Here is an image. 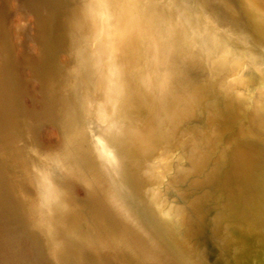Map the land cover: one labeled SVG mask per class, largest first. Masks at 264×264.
Returning a JSON list of instances; mask_svg holds the SVG:
<instances>
[{
	"label": "bare ground",
	"instance_id": "6f19581e",
	"mask_svg": "<svg viewBox=\"0 0 264 264\" xmlns=\"http://www.w3.org/2000/svg\"><path fill=\"white\" fill-rule=\"evenodd\" d=\"M17 1L0 0V20L11 5L35 15L34 31L26 32L42 48L34 53L24 45L23 63L36 55L45 62L38 68L42 77L53 84L27 93V103L39 105L31 111L18 98L17 70L6 66L0 216L19 211L27 235L0 226L6 254L0 264L15 261L14 249L21 264H204L188 245L204 215L197 209L200 195L184 206L162 190L182 182L196 186L205 168L210 179L220 168L216 173L236 192L254 174L261 147L241 137L250 126L237 113L253 71L264 80V0ZM4 30L5 38L16 31ZM63 92L85 106L74 112L82 121L78 131L68 128ZM253 101L257 116L264 114V88ZM44 119L56 128L42 129L54 137L46 147L28 142ZM222 143L220 166L211 152ZM76 215L86 231L74 229Z\"/></svg>",
	"mask_w": 264,
	"mask_h": 264
},
{
	"label": "water",
	"instance_id": "95a60500",
	"mask_svg": "<svg viewBox=\"0 0 264 264\" xmlns=\"http://www.w3.org/2000/svg\"><path fill=\"white\" fill-rule=\"evenodd\" d=\"M236 73H239L238 68ZM250 81L237 114L241 115L238 121L250 126L245 128L241 137L261 147V158L255 160L259 163L253 168L254 174L246 175L237 185L236 192L228 188L229 183L224 182L220 173H216L217 170L220 172V168H213L215 176L211 179L208 176L204 178V172L209 169L205 168L198 177L202 178L201 182L195 179L198 183L196 186H191L189 182L177 183L167 189H164L166 184L161 186L164 196L172 200L174 198L173 201L184 206L195 195H200L197 201V207L200 208L197 209L204 215L198 222L200 229L195 227L188 245L196 251L197 256H202L204 264H264V114L257 116L253 101L257 91L264 88V80L253 71ZM254 118L259 122L254 121ZM229 127L227 125L225 128L228 129L226 133L232 132ZM223 148L222 143L219 151L211 152L212 159L215 153L220 158V166L224 163ZM185 188L189 190L185 191ZM183 190L187 192L185 196L180 194Z\"/></svg>",
	"mask_w": 264,
	"mask_h": 264
},
{
	"label": "rangeland",
	"instance_id": "374dc122",
	"mask_svg": "<svg viewBox=\"0 0 264 264\" xmlns=\"http://www.w3.org/2000/svg\"><path fill=\"white\" fill-rule=\"evenodd\" d=\"M14 1L15 0H13V2L12 3H14ZM15 3H19V0L17 1V2H15ZM14 8V9H16L15 10V12L17 13H15L14 12V9L12 10V8ZM11 7H10V12H11V14H9V12H7V15H6V19H4V18H2L1 20H0V34H1V37H0V65L2 64V66H0V67H2V68H5L4 70L3 69H1L0 68V86H4L7 82H8V80H9V74H7V73H5V70L7 69V67H12V68H14L15 70H17V72H16V79H14V84H16V85H18L19 86V92H18V98H20L21 100H24V104L27 106V108L29 109V110H31V111H33V110H35V109H37L38 107L37 106H39L38 104H36V103H34V101H32L31 103H32V105L30 104H28L27 102H29L30 103V100L28 101V99H29V96H28V94H30V93H32L33 92V90L34 91H36V90H41L42 88L44 89V87L47 85V84H49V83H51V84H53V79L52 80H50L49 82L47 81L46 82V80L42 77V76H45L44 75V73L43 72H41V71H39L38 70V68H40V67H43L44 65H45V62H42V61H38V62H36V60H37V56L36 55H33L32 56V58L35 60V61H33V62H24L23 63V61L25 60V57L23 56V55H21L22 54V52L23 51H25V49H26V47H28L29 45H30V49H31V51L33 50V51H35V50H37L36 52H34V53H37L38 52V50H41V48H42V46H41V44H38V43H36L35 41L34 42H32V41H30L31 39H28V37L29 38H32V37H30L29 36V34H27V30H29V31H34V29H35V23H36V18H35V15L34 14H32L31 12L30 13H28V11H26V9H24V8H22L21 7V9H19L20 7H16V5L15 6H13V5H11ZM23 9V10H22ZM32 9V8H31ZM12 10V11H11ZM20 10H21V12H20ZM26 11V14L27 15H25V11ZM24 11V12H23ZM19 12V13H18ZM22 13H24V15L27 17V19H29V23H28V20L25 18V16L22 14ZM31 14V15H30ZM14 15V16H13ZM21 15H23V17H21ZM34 15V16H33ZM19 16V17H18ZM29 16V17H28ZM40 16H42V15H40ZM23 18L25 19L24 21H23ZM32 18L35 20H32ZM45 19V18H44ZM25 21H27L26 23H24ZM46 21V20H45ZM4 24V25H3ZM24 24V25H23ZM25 24H27V25H25ZM21 25V26H20ZM31 25V26H30ZM16 26V27H15ZM28 27V29H27V27ZM32 26H33V28H32ZM16 29H15V28ZM30 27H31V29H30ZM7 28H10L12 31L13 30H16V31H19V32H17L16 33V31H14V32H12L11 34L9 33V34H6V38L4 37L5 36V30L4 29H7ZM25 31V33H24V31ZM3 30V31H2ZM20 30H21V32H20ZM4 35H3V34ZM15 33L17 34V37L16 36H14L15 35ZM19 33H21V34H19ZM19 34V35H18ZM24 34V35H23ZM27 34V35H26ZM2 35H3V37H2ZM24 36V38L26 39V40H29V41H27V43L26 44H23L24 42H25V40H24V38H23V36ZM15 39H16V41H15ZM23 39V40H22ZM33 39V38H32ZM6 41V42H5ZM1 42H2V44H1ZM30 42V43H29ZM9 43H10V45H9ZM29 43V44H28ZM5 44V45H4ZM34 44V45H33ZM2 45V46H1ZM8 45V46H7ZM24 45L26 46V47H24ZM32 45V46H31ZM35 46V48H33ZM24 48V49H23ZM33 48V49H32ZM7 49H8V51H7ZM17 50V51H16ZM10 51H11V53H10ZM32 51V52H33ZM7 52V53H6ZM8 53H10L9 55H8ZM49 54V53H48ZM19 56H21V57H19ZM39 56V55H38ZM17 57V58H16ZM7 58H8V60H7ZM10 58H12V59H10ZM23 59V60H22ZM16 60V61H15ZM5 61V62H4ZM9 63H8V62ZM22 61V62H21ZM3 62H4V64H3ZM7 62V63H6ZM15 63V64H14ZM20 63H22V64H20ZM37 63V64H36ZM7 64H9V65H7ZM18 64V65H17ZM44 64V65H43ZM4 65V66H3ZM25 65V66H24ZM7 66V67H6ZM37 66V67H36ZM29 69V70H28ZM4 72H3V71ZM32 70V71H31ZM34 70V71H33ZM2 71V72H1ZM19 71V72H18ZM21 72V73H20ZM30 72V75H28V73ZM21 74V75H20ZM28 75V76H27ZM39 76V77H38ZM33 78V79H32ZM49 78H51V77H49ZM3 79V80H2ZM41 79V80H40ZM31 80V81H30ZM29 81V82H28ZM38 82V84L37 85H35L37 82ZM35 83V84H34ZM47 83V84H46ZM30 84V85H29ZM46 84V85H45ZM43 85V86H42ZM36 86V87H35ZM38 87V88H37ZM29 89H31L30 91H29ZM2 92V91H1ZM21 92V93H20ZM20 93V94H19ZM28 93V94H27ZM68 94V95H67ZM3 95H6L5 94V92H3ZM76 94H74V95H72L71 93H69V92H63V94H62V96H63V102H64V108L66 109V111L68 112V118L71 120L70 122L71 123H69L70 125L68 126V128L70 127V129H72V128H75V126H77L75 129L78 131V129H82V121H81V119L80 118H78L77 116H76V114L74 113L75 112V109H76V111H77V113L78 112H80V113H82V112H84L85 111V109H84V107H80V106H77V104L76 103H78L77 102V98H76V96H75ZM66 96V97H65ZM75 96V97H74ZM68 97V98H67ZM4 98H6L7 99V96L6 97H4ZM4 98H2V100H4ZM27 98V99H26ZM74 98V99H73ZM70 101H69V100ZM54 101V100H53ZM68 102V103H67ZM51 103V102H50ZM66 103V104H65ZM55 105V104H54ZM54 105H50L51 107H53ZM56 105H57V103H56ZM68 105H70V106H68ZM74 105V106H73ZM35 108H34V107ZM49 105H48V107H50ZM51 107L49 108V110H51ZM76 107V108H75ZM79 107V108H78ZM69 108V109H68ZM79 109V110H78ZM81 110V111H80ZM31 116V118L34 120V122H39V119L40 118H38L37 117V115L36 114H31L30 115ZM77 117V119H75ZM78 120H80V121H78ZM77 122V125L75 124ZM51 123H53L54 124V120L53 119H44V120H42V123H41V127L40 126H37L36 127V129H37V131L35 132V135H36V137H34V140L33 139H29L28 140V142H36L37 144H42L43 146H49L50 144L51 145H53V144H55V142H53V136H51V137H48L49 138V140H48V138H47V136H45L44 135V133L46 132V133H52V132H54L55 133V131H56V128H55V126L52 124V126H50L51 125ZM45 125H47L48 127L46 128L45 127ZM36 126V125H35ZM52 127H54L55 128V130H54V128H51ZM41 129V130H40ZM42 129H44V131L42 130ZM50 131H48V130ZM51 129V130H50ZM54 130V131H53ZM45 133V134H46ZM41 138H43V139H41ZM52 140H51V139ZM80 138V137H79ZM41 140H42V142H41ZM50 143V144H49ZM57 144V143H56ZM68 156L69 157H71V159H73L74 157H75V151H74V148H69V150H68ZM72 168V166H70V169ZM72 171V170H71ZM77 179V178H75V176H73L72 177V179ZM66 182H67V184H69L70 183V180H69V178L66 180ZM78 184L80 185L81 183L80 182H78ZM19 211H15L14 213H12V214H7V215H5V216H0V226H5V225H11V226H13L14 225V228L11 230V231H13V232H18L19 234H21L22 233V235L24 234L22 231H24L25 232V234L27 235V233H26V228H25V220L22 218V216H21V214L20 213H18ZM18 213V214H17ZM77 216V217H76ZM76 216H74V217H76V218H74L73 219V223H74V225H75V230L77 231L79 228L81 229L82 228V225H83V228L85 229L84 231H86V227H85V224L83 223V220H81V218L80 217H78V215H76ZM17 218H19V219H17ZM8 219H10V221L12 222V223H10V222H8ZM78 219V220H77ZM80 219V220H79ZM7 222H6V221ZM20 222H19V221ZM81 221H82V223H81ZM18 222V223H17ZM21 222H23V223H21ZM77 222H79L81 225H77ZM78 223V224H79ZM17 224V225H16ZM21 224V225H20ZM19 225V226H18ZM24 225V226H23ZM15 226H17V227H15ZM81 226V227H80ZM19 227H21V228H19ZM17 228V229H16ZM19 228V229H18ZM78 228V229H77ZM82 228V229H83ZM16 229V230H15ZM82 229L80 230V231H82ZM10 232V231H9ZM78 232H79V230H78ZM2 235H4V233L2 234ZM6 236V234L4 235V237ZM25 236V235H24ZM23 236V237H24ZM7 237V236H6ZM24 241V240H23ZM22 241V242H23ZM29 242V243H28ZM27 243H28V247H29V244H31V241H28ZM23 245H24V243H23ZM26 247H27V245H26ZM27 247V248H28ZM30 248V247H29ZM1 249V248H0ZM30 250V249H29ZM3 253V255H2V253ZM1 252H0V260H2L3 259V257L4 258H6V254L4 253V250L3 249H1ZM13 253H14V255L16 256V258H14L15 259V261L12 263V264H18V262H20L19 264H21V262L22 261H24V258H22V256L17 252V249H14L13 251H12ZM16 252V253H15ZM19 255V256H18ZM20 257V258H19ZM25 257H27V256H25ZM22 258V259H21Z\"/></svg>",
	"mask_w": 264,
	"mask_h": 264
}]
</instances>
